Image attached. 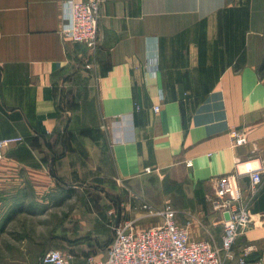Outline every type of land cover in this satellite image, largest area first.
Returning <instances> with one entry per match:
<instances>
[{"label": "crops", "instance_id": "obj_1", "mask_svg": "<svg viewBox=\"0 0 264 264\" xmlns=\"http://www.w3.org/2000/svg\"><path fill=\"white\" fill-rule=\"evenodd\" d=\"M68 10L0 0V139L24 138L0 163L1 228L78 191L90 220L60 224L42 256L103 259L111 222L161 223L141 205L168 200L192 240L221 244L215 179L239 162L264 167V0H102L91 70L77 66L86 47L64 39ZM241 185L248 194V176ZM251 209L235 248L264 262V171Z\"/></svg>", "mask_w": 264, "mask_h": 264}, {"label": "built area", "instance_id": "obj_2", "mask_svg": "<svg viewBox=\"0 0 264 264\" xmlns=\"http://www.w3.org/2000/svg\"><path fill=\"white\" fill-rule=\"evenodd\" d=\"M68 4L67 22L62 33L67 43H79L87 52L77 63L78 67L91 70L90 52L98 47L100 12L102 0H65ZM156 106L155 110H159ZM234 142L238 145L246 142L245 134L238 130L231 131ZM24 140L22 136L0 139V163L5 150ZM190 164V162H189ZM150 167L145 169L151 173ZM263 165L254 168L251 163L239 162L236 169L216 178L213 207L222 217L223 233L221 244L212 239L190 238L189 224L181 226L177 221L178 210L170 200L158 209L144 202L141 209L146 215L163 217L158 224L139 228L137 220L125 218L113 226V238L106 249V256L97 259L91 255L90 264H264L262 260L249 261L246 254L238 253L235 245L241 234L254 222L251 206L262 184ZM249 177L248 194L241 185V179ZM229 218H226V214ZM73 255L60 249L47 250L41 257L42 264H73Z\"/></svg>", "mask_w": 264, "mask_h": 264}, {"label": "rangeland", "instance_id": "obj_3", "mask_svg": "<svg viewBox=\"0 0 264 264\" xmlns=\"http://www.w3.org/2000/svg\"><path fill=\"white\" fill-rule=\"evenodd\" d=\"M86 206L87 196L78 191L63 203L48 204L47 209L42 212L33 205H30V209L26 206L6 226L1 228L0 224V264H41V250L52 240V235L60 228V224L68 219L69 226L72 224L75 228V220H90L91 215L85 211ZM110 225L114 226V222ZM141 225L143 224L139 223V228H143ZM209 229L215 235V228ZM221 229L220 226L217 230Z\"/></svg>", "mask_w": 264, "mask_h": 264}, {"label": "trees", "instance_id": "obj_4", "mask_svg": "<svg viewBox=\"0 0 264 264\" xmlns=\"http://www.w3.org/2000/svg\"><path fill=\"white\" fill-rule=\"evenodd\" d=\"M259 71L261 74L264 73V62L262 63V65L259 67Z\"/></svg>", "mask_w": 264, "mask_h": 264}, {"label": "water", "instance_id": "obj_5", "mask_svg": "<svg viewBox=\"0 0 264 264\" xmlns=\"http://www.w3.org/2000/svg\"><path fill=\"white\" fill-rule=\"evenodd\" d=\"M226 218H229V214L228 213L226 214Z\"/></svg>", "mask_w": 264, "mask_h": 264}]
</instances>
